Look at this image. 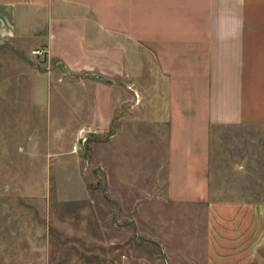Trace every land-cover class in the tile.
I'll list each match as a JSON object with an SVG mask.
<instances>
[{
    "label": "crops",
    "instance_id": "1",
    "mask_svg": "<svg viewBox=\"0 0 264 264\" xmlns=\"http://www.w3.org/2000/svg\"><path fill=\"white\" fill-rule=\"evenodd\" d=\"M0 75L75 166L70 231L142 237L126 264H264V0H0Z\"/></svg>",
    "mask_w": 264,
    "mask_h": 264
},
{
    "label": "rangeland",
    "instance_id": "2",
    "mask_svg": "<svg viewBox=\"0 0 264 264\" xmlns=\"http://www.w3.org/2000/svg\"><path fill=\"white\" fill-rule=\"evenodd\" d=\"M11 81L0 75V264H116L120 258L126 264L133 254L146 257L149 252L142 237H125L123 251H116L101 245L98 235L70 231L74 203L69 200L78 190L68 184L75 166H69L68 155L48 153L46 140L40 148V140L24 138L33 130L31 117L25 115L26 107L9 106L14 100L7 90ZM16 110L23 114L15 116ZM18 132L23 135L20 139ZM86 138L73 139L70 149L85 157ZM92 174L100 179L97 167ZM81 177L86 178L85 171ZM94 203L88 204L94 208ZM85 227L91 231L88 224Z\"/></svg>",
    "mask_w": 264,
    "mask_h": 264
},
{
    "label": "built area",
    "instance_id": "3",
    "mask_svg": "<svg viewBox=\"0 0 264 264\" xmlns=\"http://www.w3.org/2000/svg\"><path fill=\"white\" fill-rule=\"evenodd\" d=\"M32 52H39V50H32Z\"/></svg>",
    "mask_w": 264,
    "mask_h": 264
}]
</instances>
